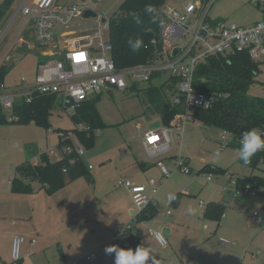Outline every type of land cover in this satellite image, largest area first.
Segmentation results:
<instances>
[{"label": "rangeland", "instance_id": "1", "mask_svg": "<svg viewBox=\"0 0 264 264\" xmlns=\"http://www.w3.org/2000/svg\"><path fill=\"white\" fill-rule=\"evenodd\" d=\"M3 0H0L2 2ZM38 0H14L11 8L0 23V64L5 60L9 71L5 77V85L13 88L20 85L22 77L28 78L29 82L35 81L38 70V63L54 59V56L43 54L48 48L39 46L37 49L29 50L19 48L17 42L21 35L22 27L27 22V15L21 11V5L33 8ZM83 0H59L61 4L82 3ZM89 2L90 0H86ZM202 0H166V5L181 7L188 3H200ZM209 7L208 15L210 20L236 23L239 26H247L260 17V13L249 0H213ZM124 0H102L95 4L93 8L96 13L105 15L108 19L119 10ZM211 4V2H210ZM32 24L25 30L24 36L32 31ZM78 35L88 34L96 27L94 18H79L72 24ZM58 37V34L56 35ZM105 40L109 39V31H104ZM14 45L15 50L10 52ZM165 74L157 78L152 83L140 82L137 89H133L128 78L129 88L119 90L109 88L100 93L96 99V109L102 121V127L94 134V141L89 143L77 136L73 137L76 147L82 146L84 154L82 158L89 173L93 175L92 180L86 176L69 180L62 188L50 192L39 180L32 181L34 192L20 193L15 196L18 200L17 208L19 212L28 217L35 218V222L41 229L43 235L53 241L67 239L73 236L77 241L84 239L83 247L89 246L91 235L106 222L115 219H124L121 207L132 204L134 213H138L133 197H129V189L124 182L129 180L136 182L135 178L163 179L160 168L155 165L157 158L151 157L145 146L141 143L142 132L146 129H158L161 127L162 118L151 105L144 88L161 85L168 77ZM24 89L19 88L15 94H20ZM248 94L251 96H264V64L261 72L257 76L256 82L250 87ZM61 98L55 102L51 114L48 118V128L30 122L26 124L5 122L0 124V193L4 192L7 183L11 181L15 174V168L25 161L41 160V154L53 147L56 155L50 157L51 161L57 160L60 154L58 143L61 140L60 130H71L75 128L72 119L74 107L67 108L61 106ZM9 113L8 110H5ZM194 113V110H191ZM140 124L141 129H138ZM95 126V124H93ZM179 129V128H178ZM176 144L165 155H174L178 151V139L174 134ZM223 139V130L208 126L198 120L190 121L184 128L183 137L180 142L182 154L191 160L193 172L203 171L206 168L216 170H227L235 176L245 177L259 174L264 170V162L258 163L257 168H253L249 163L244 164L238 158L240 143ZM219 150L220 156L214 153ZM144 162L154 164V173L149 174L143 168ZM34 163V162H33ZM172 160H165V164L170 166ZM191 195L182 194L185 190ZM200 191V192H199ZM11 192V191H10ZM203 178L192 179L190 175L175 172L163 181V185L158 200V212L155 220H163L166 211L175 210L181 205V211L194 209L192 215H199L205 212L206 206L200 205V200L209 202L215 196ZM181 193V194H180ZM193 193L197 196H193ZM15 194V193H14ZM170 194H180L179 199L169 200ZM131 198V199H130ZM180 202L178 205L175 204ZM129 216V221L133 220V215ZM154 220V218H153ZM121 221V220H120ZM125 221V220H124ZM129 221L124 222L127 224ZM165 221V220H164ZM123 223V222H120ZM134 227L141 228L143 237L150 236L149 228L154 227V223L133 222ZM212 229V228H211ZM209 230L210 235L213 229ZM182 236H177V241H183ZM202 233V237H204ZM209 235V234H208ZM258 239V240H257ZM264 243V231L255 238L250 247V252L259 248L255 241ZM143 242V238L141 239ZM55 250V249H54ZM53 250V251H54ZM264 252V251H263ZM52 249L49 248V255ZM264 258V257H263ZM262 259V258H256Z\"/></svg>", "mask_w": 264, "mask_h": 264}, {"label": "built area", "instance_id": "2", "mask_svg": "<svg viewBox=\"0 0 264 264\" xmlns=\"http://www.w3.org/2000/svg\"><path fill=\"white\" fill-rule=\"evenodd\" d=\"M260 13L254 23L239 26L236 23L214 21L209 19L208 10L210 2L202 0L200 3H188L182 7L165 6L161 13L159 35L153 40L154 50L150 61L132 67L120 69L116 66L110 54L112 44L105 40L104 31L110 28V19L105 15L96 13L93 17L96 27L88 34L66 38L56 41V31L59 28L66 30L78 18L84 16L87 10H94L93 6L101 0H83L82 3L61 4L58 0H38L33 8L24 6L22 12L29 16L34 23L35 36L38 45L48 48L45 55L54 56V59L38 64L35 81L30 83L22 78L20 88L22 94H15L17 89L5 93V84L0 85V105L9 111L8 120L18 117L11 114L18 99L32 100L34 93L55 94L61 98L66 107L75 106L86 101L90 95L102 93L111 87L126 90L129 85L128 78L134 82H149L155 74H168L177 79V91L172 96L174 105H181L184 111L177 115L168 126L151 130L145 134L144 146L151 157H160L168 153L176 144L174 134L178 139V151L171 155L170 166L165 164V158H158L157 165L165 178L175 172L185 175H194L203 178L207 183L217 185L223 192L237 196L264 197V187L241 185L239 178L231 172H217L203 170L194 173L188 159L182 154L180 144L185 126L193 120L196 108H207L213 102V96L200 92L194 85L197 66L210 55H231L238 52L247 53L257 63L264 61V0H249ZM182 51L173 55L175 48ZM179 128V129H178ZM78 130H89L84 124L77 126ZM253 129L264 132V123ZM60 137L73 139L74 132L60 130ZM241 143L242 134L223 131V139ZM58 159L71 151L70 146L60 149ZM264 155V150L259 151ZM78 156L84 154L82 146L76 147ZM46 154L48 158L55 156L56 152L50 147ZM55 161V160H54ZM46 164V161L34 164ZM92 166H90L91 168ZM66 172V170H64ZM133 197L139 210L134 213L133 220L124 224L118 230L117 243L128 245L125 240L132 230L133 222L140 221V216L147 207L154 202V196L159 191V184L155 179H149L145 184H135L129 180L124 182ZM149 189L151 192H149ZM171 211L168 210L167 214ZM251 221L264 225V208L255 209L251 214ZM150 234L165 247L168 238L161 230L149 229ZM25 237L17 235L13 239L12 257L15 261L21 259V247ZM163 240V243L160 241ZM35 242V240H33ZM95 252L86 256L90 263L96 259Z\"/></svg>", "mask_w": 264, "mask_h": 264}, {"label": "trees", "instance_id": "3", "mask_svg": "<svg viewBox=\"0 0 264 264\" xmlns=\"http://www.w3.org/2000/svg\"><path fill=\"white\" fill-rule=\"evenodd\" d=\"M205 1L211 2L210 6L214 2L213 0ZM13 2L14 0L0 2V23ZM165 4L166 0H124L119 10L110 18L109 40L112 44L110 56L118 68H128L151 60L154 50L153 40L159 35L161 13ZM147 5L156 9L154 22L152 15L145 12ZM136 18L140 19V24L136 23ZM138 37L142 39L143 44L139 51L133 52L128 41ZM263 64L264 61L261 63L254 62L245 52L226 56L210 55L200 62L196 69L194 85L200 92L212 95L213 102L207 108H196L193 113V120L233 132L238 136L264 123V96L248 94L250 87L256 82L257 76L260 74ZM8 71L7 65L0 66V85L4 83ZM158 75L162 74L153 75L150 81L152 82ZM143 91L151 105L160 113L162 124L165 126L169 125L177 115L184 111L181 105L172 103V96L177 91V79L172 76H168L161 85L154 86L151 84ZM56 100L55 94L39 92L34 93L29 102L25 98L18 99L10 112L18 117L13 121L8 120L9 113H6L0 105V124L5 122L22 124L35 122L47 129L48 118ZM95 102L96 99H93L77 104L72 115L76 127L81 124L89 126V130L74 128L76 136L89 143L94 141L96 130L102 127ZM66 146H70L71 151L65 153L60 160L51 161L45 158V165H36L31 161H25L17 166L11 181V190L15 193H32L34 192L32 181L39 180L42 187L54 192L62 188L69 180L82 176L92 180L93 175L89 173L82 156H78L76 153V145L73 139L61 138L58 147L63 149ZM261 161L264 162V155L257 152L251 158L249 165L257 168ZM216 171L224 172L226 170L218 169ZM239 182L241 185L251 184L256 187H264V170L260 174L239 178ZM222 210L221 204L210 202L205 214L207 217L218 219ZM157 212L158 208L150 204L146 211L141 214L140 220L154 218ZM125 238L128 245L120 244L122 248L135 249L138 245L141 246V233L131 231L130 235Z\"/></svg>", "mask_w": 264, "mask_h": 264}, {"label": "crops", "instance_id": "4", "mask_svg": "<svg viewBox=\"0 0 264 264\" xmlns=\"http://www.w3.org/2000/svg\"><path fill=\"white\" fill-rule=\"evenodd\" d=\"M165 6L169 5L165 4L163 8ZM22 7H24V5H21L20 8ZM92 11L96 12L95 9ZM27 17V22L22 27L23 29L21 30V35H19L17 42L20 43L19 48L21 47V49L27 48L29 50H34L37 49L39 45L35 36L34 23L32 21L30 22L29 16ZM82 18L93 17L83 16ZM29 24H32L31 27L33 29L28 33V35L24 36L25 30L29 28ZM77 32L78 31L74 30L72 27H69L66 30L59 28L56 31V35L58 34L56 41L61 42L66 38L78 36ZM15 48L16 46L14 45L10 52L12 53ZM42 53L44 54V52ZM3 64L8 66L6 60L0 64V66ZM164 75L165 74L158 75L157 78H161ZM26 79L28 80V78ZM155 79H153V81ZM21 80L20 85L13 88L5 85V93H10L17 88L19 89L21 86ZM130 82L132 83L133 89L138 91V83L140 82ZM146 83L152 82L149 81ZM99 94L90 95L86 101L97 99V97L100 96ZM56 101H58V99ZM60 102L61 106L67 108L62 104V101ZM86 126L88 125L86 124ZM163 126L165 125H162L161 127ZM75 128L77 129V127ZM138 129H141L140 124H138ZM151 130L154 129L149 128L142 132L141 143L143 145L145 134ZM65 131H71L77 135L74 128ZM46 151L41 154V160H35L33 162L45 161L44 159L48 158ZM154 158H157V160L158 158H165V160H168V158H171V155ZM187 159L191 169L193 170L191 160L189 158ZM156 164L157 163L155 162V165ZM153 165L154 164H151L150 162H144L143 168L148 174L150 172L154 173L156 167H152ZM88 169H92V167L90 168L89 166ZM209 169L211 171H215L213 168ZM162 177L163 179L161 181L156 180L159 184V191L154 196V202L152 203L157 208V196L161 191L163 181L165 179L163 173ZM190 177H192V179L200 178L195 177L194 175H190ZM235 177L243 178L240 176ZM148 180L146 179L144 182L143 178H135L136 182L134 183L145 184ZM11 181L7 183L4 188V192L0 193V264H114V254H106L105 248L110 245H117L121 247L117 243L118 230L119 226L124 225V222L129 221V216L135 211L132 201L130 205L121 207L122 210H124V219H115L114 221L102 224L101 227L95 230V232L91 235L89 246L84 248V239L77 241L73 236H68L66 240L59 239L57 241H53L43 235L41 229L35 222V218L28 217L27 215L19 212L17 202H15L18 199L12 195H18L20 193H15L11 190ZM206 184L211 191H217V193L213 192L215 196H213L209 202L201 199L200 205L206 206L207 208V205L210 202L221 204L223 206V210L218 219L207 217L205 212L199 215H192L187 211H181L183 200L181 203L178 202L176 204L175 202L176 205L179 203L180 205H178V207L173 211L168 209L171 213L167 214L166 211V215L163 220L156 221V214L154 216V220L151 218L144 219L143 221H137L143 222L144 224L146 221H148V223L153 222V229L161 230L166 234L168 238V245L165 247L161 246L150 234V231V236L147 237V235H145L143 237L142 229L134 227L133 225L131 231L134 233H141V239L143 238L141 246L153 249L155 260L159 261V264H264V243L261 241L259 243L257 239L255 244L259 249L257 251H249L252 241L264 231V225L256 224L251 221L252 212L255 209L264 208V197L237 196L232 193L223 192L217 185H212L207 182ZM149 192H151L150 189ZM180 194H177V196L175 195L176 201L179 199ZM182 194L191 195L187 189ZM128 195L129 197L132 196L130 190L128 191ZM193 196L195 197L197 194L193 193ZM130 222H132V220L128 223ZM211 228L214 230L212 235H210L209 232ZM184 231H187V234L183 237V241H177V236H182L181 234L184 233ZM202 233L205 234L204 237L201 236ZM17 235H22L26 238L21 247V259L19 261H15L12 257L13 239ZM33 240H35V242H33ZM49 248L52 249V253L50 255ZM93 252L96 253L97 257L94 261L89 263L86 256ZM256 258L262 259L258 260ZM153 264H155V261H153Z\"/></svg>", "mask_w": 264, "mask_h": 264}, {"label": "clouds", "instance_id": "5", "mask_svg": "<svg viewBox=\"0 0 264 264\" xmlns=\"http://www.w3.org/2000/svg\"><path fill=\"white\" fill-rule=\"evenodd\" d=\"M145 12L152 15L153 22L156 19L155 13L156 9L151 6H145ZM136 23L140 24L139 18H136ZM129 47L133 52L139 51L142 47L143 41L139 37L135 40H129ZM264 150V132L258 131L256 129H250L242 133L240 147L238 149V158L247 164L250 162L251 158L259 151ZM215 156H220V151L217 150L214 153ZM168 199L171 201L175 199L174 194H170ZM189 213H194V209L189 208ZM163 243V240L160 241ZM106 254H114V264H159V261L155 260L153 249L146 248L142 246H137L133 248H122L117 245H110L105 248Z\"/></svg>", "mask_w": 264, "mask_h": 264}, {"label": "water", "instance_id": "6", "mask_svg": "<svg viewBox=\"0 0 264 264\" xmlns=\"http://www.w3.org/2000/svg\"><path fill=\"white\" fill-rule=\"evenodd\" d=\"M84 16H85V17H95V16H96V12H94V11H92V10H87V11L84 13ZM181 51H182V48L177 47V48L174 49V51H173V55H174V56H177Z\"/></svg>", "mask_w": 264, "mask_h": 264}]
</instances>
